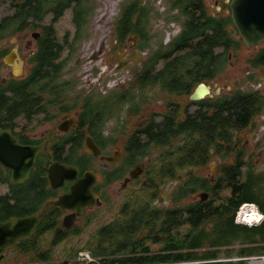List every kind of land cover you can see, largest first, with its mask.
I'll list each match as a JSON object with an SVG mask.
<instances>
[{
  "label": "trees",
  "instance_id": "trees-1",
  "mask_svg": "<svg viewBox=\"0 0 264 264\" xmlns=\"http://www.w3.org/2000/svg\"><path fill=\"white\" fill-rule=\"evenodd\" d=\"M24 2H20L23 11L13 24L44 27L48 14L53 13L56 20L70 8L76 30L72 40L87 35L93 0ZM150 4V0H123L113 22L114 50L122 48L130 34L139 35L141 50L149 49L140 66L130 67L131 78L107 95L93 91L87 95L78 92V96L81 123L93 134L97 124L103 129L108 118L124 119L127 168L146 155L153 157H148L140 191L128 194L109 221L97 223L85 243L76 245L73 257L86 248L95 259L89 264H245L243 259L222 262L219 257L264 255V197L253 189V179L259 180V176L253 173L252 157H245L242 145V133L256 129L255 119L264 111V90L250 86L260 79L257 72L246 71L230 88L190 100L196 84L215 79L229 67V55L237 56L243 40L237 31L228 29L230 16L214 21L204 0H165L163 15L167 21L177 20L182 29L168 43L161 37L152 47L153 35L147 30L151 18L162 13ZM9 24L7 16L0 20L1 26ZM50 26L54 31L52 23ZM69 50L72 53L73 46ZM71 56L53 68V73L57 74ZM54 58L56 55L43 57L53 67ZM36 60L40 70L37 82L42 79V60ZM247 63L264 73V44ZM43 86L53 88L49 79ZM31 89H42L41 82L34 84L33 80ZM159 97L164 101L162 110L149 113L148 108L143 114L147 122L135 124L145 107ZM212 155L221 160L215 176L196 174L194 170L207 165L214 159ZM168 180H177L166 194L170 202L157 204V200L162 201V184ZM198 190L211 196L192 199ZM245 202L255 203L262 213L258 224L235 222L236 212Z\"/></svg>",
  "mask_w": 264,
  "mask_h": 264
},
{
  "label": "flooded vegetation",
  "instance_id": "flooded-vegetation-1",
  "mask_svg": "<svg viewBox=\"0 0 264 264\" xmlns=\"http://www.w3.org/2000/svg\"><path fill=\"white\" fill-rule=\"evenodd\" d=\"M21 1L8 0L6 16L9 17L10 24L0 25V157H30L22 148L26 145L39 148L33 166L27 174L18 176V180L13 179L12 169L0 162V221L15 223L17 219L39 215L47 202L67 198L72 185L86 171H91L95 176L91 186L95 202L84 205L81 213L76 206H68L70 202H66L65 206L50 205L39 216L28 236L20 235L11 244H0V264H73L77 260V257H73L75 243L81 239V232L92 223L88 219L92 210L97 212L105 202L108 205L112 200L122 202L128 194L138 193L140 184L145 182L144 171L150 156H144L143 160L134 162L127 168L126 133L123 125L119 129L113 127V130L109 128L106 131L107 125L104 124L101 129V125L97 124L93 134L81 123L82 109L78 91L73 89V79L71 75L61 79L62 74L68 70V63L57 74L53 73V68L63 61L62 50L64 47L70 49V45L68 42L54 41L50 23H46L44 27L13 24L15 17L23 11ZM230 1H208L212 7L210 14L216 18L215 22H220L225 15L231 18ZM48 15L51 19L54 17L53 13ZM178 24L179 29L175 35L182 29V25ZM262 44L264 41L251 47L258 46L257 52ZM51 47L55 51L52 52L49 49ZM135 49L140 50L139 47ZM70 54L72 55L71 52L68 55ZM55 55L56 58L51 60L54 67L43 59L45 56ZM7 56L12 62L5 61ZM37 58L42 60V79L36 82L40 73L36 68ZM47 79L53 88L43 86ZM33 80L34 84L41 82L42 89H31ZM261 86L264 87V84ZM214 93L219 91L212 92V95ZM141 119L140 125L146 123L148 117L142 114ZM116 122L115 119V124ZM253 130L255 128H249L243 133ZM87 137H91L100 149L98 154L87 152ZM242 145L244 148L247 146L245 140ZM256 153L259 154L258 151ZM107 157L116 158L110 161ZM55 161L77 168L76 176L65 179L58 187H53L48 177V166ZM136 164H142V171L136 178H130V170ZM65 217L68 218L69 226L63 224ZM63 242H66L63 252L56 250L54 245ZM60 256L63 258L59 259Z\"/></svg>",
  "mask_w": 264,
  "mask_h": 264
},
{
  "label": "rangeland",
  "instance_id": "rangeland-1",
  "mask_svg": "<svg viewBox=\"0 0 264 264\" xmlns=\"http://www.w3.org/2000/svg\"><path fill=\"white\" fill-rule=\"evenodd\" d=\"M122 1L123 0H93L94 10L91 18H89L90 20L87 23V35L82 37L81 39H76V42L72 40L73 32L76 30H74V25L72 22V11L70 8H68L64 12V14H62L56 20L51 19L50 15L46 16L44 20V23L53 24V27L55 29L54 33L57 41H59L60 43L68 41L69 45L73 46L74 50L72 52L71 59L66 61L68 63V70L66 73L62 74L63 76L61 79H66L68 75H71V78L73 79V89L75 91H78L81 95H87L92 93L93 91H98L103 95H107L111 89L120 88L125 85V83H127V81L132 76V73L130 72V67L140 66L139 62H130L119 69L116 68L118 64L117 54L120 49L114 50L115 40L113 34V22L119 11L120 4ZM204 1L208 8V11L211 13L212 7L208 3L209 0ZM150 3V5L155 9L154 11L162 13L159 14V17L151 18V23L147 30L148 35H153L150 39V45L154 47L161 37L163 39V43H168L171 38L177 33L179 29V24L175 19L167 21L165 16L163 15L166 11L165 0H150ZM7 7L8 0H0V20L7 15ZM228 29L232 32H235L233 24H230L228 26ZM132 35L133 34H130L127 37L125 45L127 50L126 53L130 52L129 54L135 51L136 47H139L141 40L140 37H138L137 40L133 43L131 40V38L133 37ZM68 37H70L72 41H70ZM102 42L103 47L99 52V45ZM131 43L134 44L133 48H129V45ZM257 47L258 46L246 47L245 45H243L239 49L237 56L230 55L231 60L229 63V67L227 66L228 68H226L225 71L219 74L216 79L209 81L212 86V91L215 92L216 87L214 86V83H216V86L220 88V92L230 88L233 85L234 80L238 79L240 76L246 75V71L248 70H250L249 73L257 72L259 79H262L264 73H262L259 68H256L254 70L250 69L247 64V58L256 51ZM139 51L142 60H144L145 57L148 55L149 49ZM70 52L71 50H69V48L64 47L61 52V57L63 59H68L70 57V55H68ZM124 58L125 56L122 59ZM253 84L256 85L257 83H250V86L254 87ZM262 84L263 81L261 82V85ZM261 89L264 90V87L261 86ZM163 103L164 101L160 97L152 100V103L145 107V110L142 114L146 113L148 108L150 109L149 113L153 111H161L163 108ZM142 114H140V117L136 121H134L135 124L142 122ZM255 121H257L258 123V127L250 133H243V138L247 144V146L245 147V156L252 157L251 162L254 164V170L252 169V171L255 175L259 176V180L256 177H254L253 179V189L264 197V111L259 117L255 119ZM104 122V124L107 125L106 131H108L109 128L113 130V127H115V129H119V126H124V119L121 120L117 118L116 124L115 118H108V121L106 122L105 120ZM256 151H258L259 154H257ZM150 157L153 156L150 155ZM211 157H213L214 159H212L204 167L195 169L194 172L207 178L214 177L217 163H219L221 160L218 158L219 156L216 155H212ZM176 184L177 180H168L164 182L162 184V192L160 194V197H162V201L157 200L156 203H162V205L169 204L170 201L168 200L166 194L171 192L172 188H174ZM127 191H129V189ZM201 193H203V191L198 190L190 197L192 199H200ZM210 196L208 195L207 198H209ZM120 203L121 201L119 200H112L109 205L105 202L104 205H102L97 210V212H94V210H92L93 213L88 216V219L93 217L96 218L90 219L92 220V223L90 224V226L85 228L83 232H81V239L75 244L81 247L85 243L87 237H89L88 234H90L96 228L95 226L97 225V223L99 224L102 221H109L113 217V215L117 211L116 208L119 207ZM237 213L235 216V222L242 225H248L237 220ZM256 215L257 214L254 213V216ZM253 225L256 224H252L251 226ZM47 244L51 245V242H47ZM54 246L56 250H61L63 252L66 246V242L59 243L58 245ZM236 247L237 245H235L234 250L236 249ZM82 249L88 250L86 248ZM79 251L82 250L80 249ZM90 256L92 257L91 260L81 262V264H89L95 260L91 253ZM77 257L79 256L77 255ZM61 258L63 257L60 256L59 259ZM241 258H243L245 264H250L251 262V264H264V255L257 254L248 255L244 257L237 254H231L230 256L223 255L219 257V260L222 262L228 260L237 261Z\"/></svg>",
  "mask_w": 264,
  "mask_h": 264
},
{
  "label": "water",
  "instance_id": "water-1",
  "mask_svg": "<svg viewBox=\"0 0 264 264\" xmlns=\"http://www.w3.org/2000/svg\"><path fill=\"white\" fill-rule=\"evenodd\" d=\"M230 14L232 21L242 37L244 44L247 47L256 45L264 40V0H231L229 3ZM137 40V35H133V43ZM130 47H134V44ZM103 46V42L100 45L99 52ZM126 50H121L118 59L119 64L117 68H121L128 64L130 61L138 62L142 59L140 52L134 51L131 56L122 60ZM6 62H12L9 56L5 58ZM264 83V76H262ZM216 86V83H214ZM220 88L216 86V91ZM207 95H212L211 85L207 81L200 82L193 92L190 94V100H199ZM38 146L26 145L22 149L25 153H29L30 157H0V162L11 168L13 172V179L18 180L21 175L27 174L29 169L33 166L35 161V155L38 150ZM86 150L89 154H98L100 149L94 143L91 137L86 138ZM1 153V152H0ZM7 154V152H5ZM108 160L113 161L116 157H107ZM142 164H136L130 170V178H136L142 171ZM77 168L70 164L61 163L58 161L52 162L48 166V177L53 187H58L63 184L65 179H71L76 176ZM95 179L94 174L91 171H86L84 176L79 181L72 185L71 193L67 198H61L55 201H49L44 206L39 215H31L24 218L17 219L15 223L13 221L1 222L0 221V244H11L20 235L28 236L35 225L39 216L43 215L47 208L52 204H60L65 206L66 202H70L68 206H76L78 212H82V207L86 204H93L95 198L91 192V186ZM208 193L204 192L200 194L202 200L207 199ZM100 205V201L98 200ZM63 224L69 226L68 218L65 217ZM12 226V227H11Z\"/></svg>",
  "mask_w": 264,
  "mask_h": 264
},
{
  "label": "bare ground",
  "instance_id": "bare-ground-1",
  "mask_svg": "<svg viewBox=\"0 0 264 264\" xmlns=\"http://www.w3.org/2000/svg\"><path fill=\"white\" fill-rule=\"evenodd\" d=\"M251 206H253V205H251ZM251 206L246 205V206H243L242 208L239 209L238 216H237V220L239 222H243L246 224H251V223L255 224L259 221V219L261 217L260 211L256 208V206H254V207H251ZM254 213L257 215L254 216Z\"/></svg>",
  "mask_w": 264,
  "mask_h": 264
},
{
  "label": "built area",
  "instance_id": "built-area-1",
  "mask_svg": "<svg viewBox=\"0 0 264 264\" xmlns=\"http://www.w3.org/2000/svg\"><path fill=\"white\" fill-rule=\"evenodd\" d=\"M80 258L81 259H86V260H90L91 259L90 256H89V254H88V252H86V251H82L80 253Z\"/></svg>",
  "mask_w": 264,
  "mask_h": 264
}]
</instances>
